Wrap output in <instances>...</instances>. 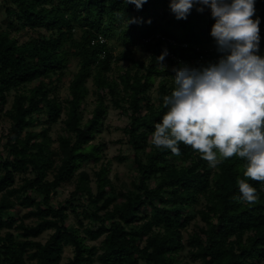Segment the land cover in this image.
<instances>
[{
  "label": "trees",
  "instance_id": "1",
  "mask_svg": "<svg viewBox=\"0 0 264 264\" xmlns=\"http://www.w3.org/2000/svg\"><path fill=\"white\" fill-rule=\"evenodd\" d=\"M3 1L7 23L4 27L0 21V118L8 117L10 126L0 152V264H60L66 245L73 247L68 264H188L178 257L186 247L191 260L200 264H264V189L262 182L243 175V159L220 157L214 149L223 163L209 168L190 145L179 142L180 155L174 156L149 140L166 111L163 96L173 87L172 68L196 59V45L216 44L210 35V8L194 4L186 19H176L169 0H147L139 10L125 0ZM255 10L260 27L264 0H255ZM127 17L136 22L126 27ZM25 29L36 33L20 42L12 32ZM158 32L178 44L156 38ZM99 35L106 41H98ZM112 39L124 46L118 54ZM136 47L149 52L148 61L135 56ZM165 49L181 61L166 55L165 67L160 66L156 57ZM73 59L77 70L60 101L52 93ZM126 59L129 66L113 76L115 65ZM89 79L96 104L84 121ZM12 89L11 105L5 109ZM107 97L128 115L123 131L136 171L131 187L117 193L102 165L95 194L87 172L81 171L71 195L82 202L53 205L51 193L62 181L88 160H100L103 144L91 140L108 111ZM64 108L63 134L54 147L50 125ZM40 123L47 127L41 124L38 131ZM17 173H28L19 185ZM237 177L257 189L255 204L235 199ZM200 198L203 207L195 210ZM69 205L80 225L88 219L83 231L68 224ZM16 206L27 207L22 217H36L35 223L22 218L16 223ZM195 214L203 225L184 241L183 229ZM47 229H53L50 236L38 240ZM99 236L100 246L86 243Z\"/></svg>",
  "mask_w": 264,
  "mask_h": 264
},
{
  "label": "clouds",
  "instance_id": "2",
  "mask_svg": "<svg viewBox=\"0 0 264 264\" xmlns=\"http://www.w3.org/2000/svg\"><path fill=\"white\" fill-rule=\"evenodd\" d=\"M146 2L125 0L138 10ZM194 4L210 8L214 19L210 35L223 55L200 68L187 64L172 68L173 87L163 96L166 111L154 125L150 143L174 156L180 155L179 142L190 145L209 168L223 163L214 149L220 157L242 158L243 175L262 182L264 189V55L258 54L255 0H169L176 19H186ZM135 22L127 17L126 27ZM166 55L165 49L156 57L163 68ZM236 184L238 202H257V189L247 179L237 177Z\"/></svg>",
  "mask_w": 264,
  "mask_h": 264
},
{
  "label": "rangeland",
  "instance_id": "3",
  "mask_svg": "<svg viewBox=\"0 0 264 264\" xmlns=\"http://www.w3.org/2000/svg\"><path fill=\"white\" fill-rule=\"evenodd\" d=\"M4 1L0 0V21L3 23V26H6L7 20L5 19V12H4ZM45 29H40V31H44ZM36 31L33 30H27L21 32H15L13 31L12 34L15 35L20 42L26 41L30 35L35 34ZM78 33V30L76 31V34ZM179 35L183 36L185 35V32H179ZM110 43L115 45L114 54H118L120 51L124 49V46L121 45L120 41H117L116 39L110 40ZM213 45V44H212ZM216 46V44H214ZM135 56L139 57L141 59H144L145 61H148L149 59V52H146L144 49L140 47H136L135 49ZM129 60H121L117 65H115V68L113 69L112 75L115 76L118 73V70L122 71L127 66H129ZM77 70L76 65V59H73L70 61L68 69L66 70V74L62 78L61 81L56 82L57 87L54 89L53 93L54 95H57L60 101L64 100L68 95V85L69 81L72 78L74 72ZM158 80L156 81V83ZM156 85H154V88L151 90V93L154 95V89L156 88ZM88 87V93L84 99V118L83 120L86 121L90 116L91 112L95 107L96 104V95H95V86L93 84V81L91 79L88 80L87 83ZM14 94V90L12 89L11 92L8 95V103L6 104L5 109L9 108L12 102V96ZM106 104H108V111L106 115L104 116L101 125L98 127V130L96 131L94 138L91 140V142L95 143H101L103 144L102 150H101V158L98 162H95L94 160L90 159L86 163H84L72 176L70 179H66L61 182V184L52 191V198L51 203L53 205L58 204H65L66 201H71L73 204L78 205L81 200L74 199V197L71 195L72 191L75 189L78 176L81 171H86L89 176V183L92 188L93 193H96V172L99 170V168L103 165L107 168V174L106 177L109 179V181L114 186L117 193L120 192L121 189H124L126 187H131V183L136 175V171L134 169L133 165V158H132V149L128 145V143L125 140V133L123 131L124 126L128 122V115L121 111L118 107H116L110 97L106 98L105 101ZM66 117V108L62 111L61 118L56 122L50 125L49 133L54 139L53 146H57L58 141L57 138L60 134H63V119ZM40 123L36 126V130H40L41 127ZM44 127H47V125L42 124ZM10 126V120L8 117L3 115L0 118V152L4 153V144L6 141L5 135L8 131V128ZM28 175V173H17L16 174V182L15 184L19 185L22 182V177ZM203 207V198H200L199 201L194 205L195 210H198L199 208ZM82 207L80 206L78 210L81 213ZM28 210L27 207L22 206H16L12 209L13 214L16 216L17 220L16 223L19 222V220L22 218L24 219V214ZM67 222L68 224H75L77 226L81 227V230L83 231L84 226L88 224V219L83 218V225L79 224V220L73 211L72 207L69 205L67 206ZM83 217L80 215V218ZM36 217H29L25 218L24 221L27 223H35ZM203 225V222L200 220V217L198 214H195V217L191 219L190 223L183 229L184 231V241L187 239V235L193 231H197L198 228ZM3 229L2 231L4 232ZM15 235H18V230H13ZM53 232V229H47L45 230L41 235L37 237L38 240L44 242L50 234ZM103 239V236H99L97 238L91 239L90 237L86 239V243L90 245H96L100 246L101 241ZM189 247L184 248L179 253V259L183 263L188 264H200V261H193L191 260L189 256ZM100 250H97V252L94 254V257L97 256V253H99ZM73 256V247L71 245L64 246L63 253L61 256L60 264H68L69 260ZM97 260L94 261L93 264H96Z\"/></svg>",
  "mask_w": 264,
  "mask_h": 264
},
{
  "label": "built area",
  "instance_id": "4",
  "mask_svg": "<svg viewBox=\"0 0 264 264\" xmlns=\"http://www.w3.org/2000/svg\"><path fill=\"white\" fill-rule=\"evenodd\" d=\"M255 17H256V13H255V16L253 18L255 19ZM259 29H260V32H259V35H260L259 49H260V51L258 54L264 55V45H263V42H264V23L260 25ZM155 37L161 38L162 40L170 41L173 45L178 44V42L176 40L168 38V37L166 38V36L161 34L160 32L156 33ZM150 39L151 38H147L145 40L149 41ZM97 40L100 42L106 41V39L101 35L98 36ZM182 45L184 47H187L188 42L185 41L182 43ZM195 47H196V50L198 52L196 59H191L189 61H181V59L170 50H167V55L174 58V59L180 60L182 63L187 64L193 68H200L201 66H207L209 64L208 63L209 60L216 63L218 61V59L223 55V53L217 51V47L214 46V44L213 45L209 44L206 46L196 45Z\"/></svg>",
  "mask_w": 264,
  "mask_h": 264
}]
</instances>
